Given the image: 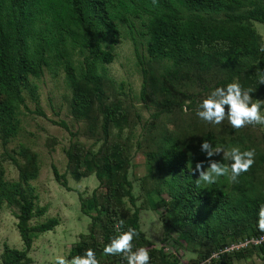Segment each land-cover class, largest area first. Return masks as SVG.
I'll return each mask as SVG.
<instances>
[{"label": "trees", "instance_id": "trees-1", "mask_svg": "<svg viewBox=\"0 0 264 264\" xmlns=\"http://www.w3.org/2000/svg\"><path fill=\"white\" fill-rule=\"evenodd\" d=\"M120 23L128 26L135 44L142 75L139 100L149 112L147 118L133 112L134 105L121 99L118 90L124 84L117 87L106 69L115 59L109 40L118 41ZM258 23L264 24V0H0L1 130L7 133L4 113H12L15 102L25 101V90L32 88L31 77L54 65L62 66L65 72L75 118L98 113L102 145L90 162L103 192L100 196L95 191L93 202L82 200L91 223L68 259L91 248L100 264H127L123 256L103 254L104 246L117 234L114 224L123 219L124 230L132 227L139 233L133 241L134 250L146 247L150 264H183L164 247L151 246L141 228V208L129 178L134 147L148 156V193L168 196L163 216L166 232L176 231L192 245L200 246L193 264L208 260L231 241L264 233L257 227L259 206L264 203V146L263 141L253 138L254 131L261 129L247 126L248 131L255 130H251L250 143L241 150L254 148L255 163L240 175L235 189L226 191L217 181L207 190L196 186L198 176L188 168L190 158L206 155L200 150L201 143L208 140L213 146H232L239 139L247 140L251 133L241 134L225 120V135L209 130L197 138L190 137L191 125L184 110L193 109L202 94L209 95L232 81L255 89L250 95L264 100V84L257 82V73L264 70V52L260 51L264 37L256 27ZM76 54L78 66L74 63ZM136 123L141 124L137 135L133 134ZM59 124L68 128L64 121ZM118 127L129 129L122 140L114 138ZM84 150L78 144L68 152L76 178L89 174L82 169L88 162ZM29 162L19 165V180L13 182L6 180L0 166V209L5 204L18 208L17 228L24 243L23 250L6 246L0 264H32L28 253L36 235L60 224L58 217L31 223L43 216L48 206L39 205L38 194L29 183L37 173L35 163ZM53 171L56 180L68 187L65 174L55 165ZM90 207L96 214H90ZM253 249L264 254L263 244L212 258L206 264L223 259L231 264L232 258L243 257Z\"/></svg>", "mask_w": 264, "mask_h": 264}, {"label": "rangeland", "instance_id": "rangeland-1", "mask_svg": "<svg viewBox=\"0 0 264 264\" xmlns=\"http://www.w3.org/2000/svg\"><path fill=\"white\" fill-rule=\"evenodd\" d=\"M138 26L141 27L139 23ZM256 27L264 35V24L258 23ZM109 42L113 46L115 59L106 65L108 76L115 81L117 87L124 84V87L118 90L121 99L134 105L133 112L139 111L147 118L149 112L139 100L142 75L138 68L136 48L128 26L120 23L118 41L113 43L110 39ZM78 56L79 54L74 55V63L77 66ZM31 81V90L24 92L25 101L15 102L12 113H4L7 133L1 130L0 122V166L4 169L6 180L13 182L19 180V165L26 166L30 160L35 163L37 173L29 183L38 194L39 205L48 206V211L43 216L34 218L31 223L37 224L49 218L58 217L60 224L54 230L37 234L28 254L33 261L32 264H55L58 255L68 258L71 250L79 243L81 235L88 232L91 215L84 213L81 206L82 200L93 202V193L97 191V195L101 196L103 192L95 168L90 162L91 155L95 154L102 145V139H99L101 137L100 122H96L98 116L96 112L89 113L87 116L91 117L84 119H77L72 114L70 105L72 90L68 86L62 66L54 65L52 69L45 68L44 73L38 77H31ZM206 96L207 94H202L193 109L190 110L189 107L184 109L188 112L186 120L191 125L188 128L190 137L197 138L209 130L214 131L217 136L225 135L224 122L220 125H212L202 121L196 115L197 106ZM62 121L68 125V128L59 124ZM258 126L261 129L258 131L264 135V125ZM170 127L173 128V124ZM251 130L248 131L246 126L238 131L242 134L251 133ZM258 131H254L253 138L263 141L264 146V137L262 138ZM140 132L141 124L136 123L133 134L137 135ZM128 133V127L124 130L118 127L114 130V138L122 140ZM247 136L249 137L247 140L239 139L236 145L219 146L226 150L233 146L242 148L246 142L250 143V139L252 140V133ZM78 144L84 147L83 155L88 160L82 169H87L89 174L81 178H76L73 174L71 167L73 164L69 163L68 156V152H72ZM130 157L129 178L133 182L134 194L138 197L137 206L141 208V228L149 239L150 245L156 248L164 247L170 256H178L183 264H193L192 261L199 256L200 246L192 245L176 231L166 232L163 216L166 212L165 200L168 196L164 193L160 198L155 193H148L151 184L145 183L150 171L146 152L134 147ZM212 159L223 162V154L214 156ZM190 161L193 168L198 161H205V168L208 166L206 155L202 159L190 158ZM53 165L61 174H65L68 187L56 180ZM217 181L226 191H233L237 184L229 182L226 177H220ZM204 188L209 190L211 186ZM125 202L131 206L128 199H125ZM89 210L90 214H96L94 208L90 207ZM17 212V207L7 204L0 209V261L6 246L24 249V243L17 228ZM206 261L201 264L208 263ZM230 262L231 264H264V254L259 249H253L243 257L232 258ZM218 263L228 264V260L223 259L217 261Z\"/></svg>", "mask_w": 264, "mask_h": 264}, {"label": "clouds", "instance_id": "clouds-1", "mask_svg": "<svg viewBox=\"0 0 264 264\" xmlns=\"http://www.w3.org/2000/svg\"><path fill=\"white\" fill-rule=\"evenodd\" d=\"M155 2V0H154ZM264 52V45L260 48ZM258 84H264V70L257 73ZM255 89L244 88L238 81L227 83L226 86L216 87L209 95L203 98L197 106L196 115L212 125H220L225 120L229 125L239 130L246 126L264 125V100L254 99L251 93ZM201 152L206 154L205 161H198L193 168L191 161L188 168L193 175L198 173L197 187H208L215 184L220 177H226L229 182L237 183L241 174L247 173L255 163V149L241 150L238 146L225 149L219 145L213 146L208 140L200 145ZM223 154V162L212 159L214 156ZM125 221L120 219L114 224L116 235L110 243L103 248L104 255L123 256L127 264H150V253L146 247H136L133 241L139 233L135 228L127 227L124 230ZM258 230L264 232V203L259 206ZM55 264H100L93 249H87L83 255H76L71 259L58 255Z\"/></svg>", "mask_w": 264, "mask_h": 264}, {"label": "built area", "instance_id": "built-area-1", "mask_svg": "<svg viewBox=\"0 0 264 264\" xmlns=\"http://www.w3.org/2000/svg\"><path fill=\"white\" fill-rule=\"evenodd\" d=\"M264 244V233L255 236H246L223 245L218 251L214 252L206 262L214 259H220L226 254H232L253 247H260Z\"/></svg>", "mask_w": 264, "mask_h": 264}, {"label": "crops", "instance_id": "crops-1", "mask_svg": "<svg viewBox=\"0 0 264 264\" xmlns=\"http://www.w3.org/2000/svg\"><path fill=\"white\" fill-rule=\"evenodd\" d=\"M263 37H264V35H263ZM262 112H264V110H262Z\"/></svg>", "mask_w": 264, "mask_h": 264}]
</instances>
